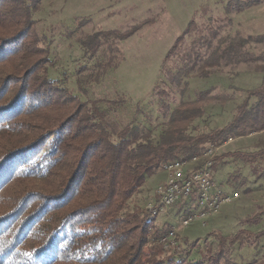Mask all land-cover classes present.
I'll list each match as a JSON object with an SVG mask.
<instances>
[{"label":"trees","instance_id":"trees-1","mask_svg":"<svg viewBox=\"0 0 264 264\" xmlns=\"http://www.w3.org/2000/svg\"><path fill=\"white\" fill-rule=\"evenodd\" d=\"M31 10L22 0H0V264H185L148 248L160 237L150 242L154 219L138 207L125 209L164 165L189 160L207 144L264 132V55L249 53L247 40L212 50L203 38V52L199 45L178 57L162 86L179 87L195 70L257 62L260 85L246 92L221 129L188 131L203 116L205 91L175 108L164 132L152 140L138 126L111 130L95 107L48 77L49 51L38 47ZM193 26L188 24L166 60ZM125 38L94 34L86 39V51L96 55L102 45ZM231 155L256 172L264 163V146ZM259 174L264 177V171ZM241 236L236 233L234 241Z\"/></svg>","mask_w":264,"mask_h":264},{"label":"rangeland","instance_id":"rangeland-1","mask_svg":"<svg viewBox=\"0 0 264 264\" xmlns=\"http://www.w3.org/2000/svg\"><path fill=\"white\" fill-rule=\"evenodd\" d=\"M22 1L31 6L38 47L49 51L48 77L81 102L95 107L111 130L138 126L152 140H158L169 114L182 104L196 101L205 91L207 96L200 105L203 116L193 121L188 131L198 135L221 129L234 116L246 92L257 88L263 76L257 69L258 62L228 63L195 70L182 79L179 87L160 84L167 82V74L174 70L178 57L192 47L202 46L203 38L210 41L212 50L231 40H247L244 48L249 53L264 55V0ZM190 22L194 23L190 34L166 60ZM114 32L126 38L111 40L110 47L102 45L96 55L86 51L88 37ZM159 89L165 91V96L156 97ZM261 133L259 137L254 133L232 138L217 151L219 157L230 156L216 158L214 184L228 195L237 193L238 198L224 205L204 227L195 223L179 230L177 245L167 249L156 240L150 242L169 230L184 206L170 213L172 219L153 218L148 248L155 246L161 250V258L181 259L185 264H264V177L259 178L264 163L254 172L243 165L241 157L231 155L259 150L264 146V132ZM115 138L112 137L114 141ZM161 177L160 170L148 179L125 211L138 207L152 218L146 207L153 202ZM239 232L240 240L234 241ZM223 237L231 238L233 243Z\"/></svg>","mask_w":264,"mask_h":264},{"label":"built area","instance_id":"built-area-1","mask_svg":"<svg viewBox=\"0 0 264 264\" xmlns=\"http://www.w3.org/2000/svg\"><path fill=\"white\" fill-rule=\"evenodd\" d=\"M218 149L219 146L211 147L189 160H176L161 168L166 179L157 186L153 202L146 207L147 214L152 218L172 219L170 213L179 205L184 206L181 216L157 239L165 249L177 245L175 239L179 230L195 223L204 227L224 205L238 198L237 193L228 195L214 184L212 169Z\"/></svg>","mask_w":264,"mask_h":264},{"label":"crops","instance_id":"crops-1","mask_svg":"<svg viewBox=\"0 0 264 264\" xmlns=\"http://www.w3.org/2000/svg\"><path fill=\"white\" fill-rule=\"evenodd\" d=\"M260 134H262L261 132L259 133V134H256V135H258V137H259V135ZM231 141V139H229L228 141H226L227 143L226 144H228V143H231L230 142ZM224 147V145L223 146H219V149H221V148H223ZM219 149H218V151H219ZM216 157H219V156H216ZM217 165H218V163H217ZM215 167V165L213 166V168ZM219 167V166H218ZM218 167H217V169H218ZM213 170V169H212ZM161 173H162V176L163 177H161V183L166 179V173L165 172H163L162 170H161ZM214 173H215V171H214ZM161 183H159V184H161ZM158 185V184H157Z\"/></svg>","mask_w":264,"mask_h":264}]
</instances>
